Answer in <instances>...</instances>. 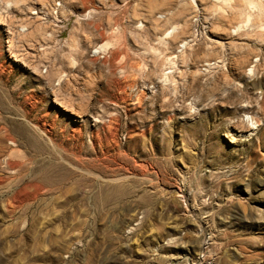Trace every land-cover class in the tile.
<instances>
[{
	"label": "rangeland",
	"instance_id": "obj_1",
	"mask_svg": "<svg viewBox=\"0 0 264 264\" xmlns=\"http://www.w3.org/2000/svg\"><path fill=\"white\" fill-rule=\"evenodd\" d=\"M0 264H264V0H0Z\"/></svg>",
	"mask_w": 264,
	"mask_h": 264
},
{
	"label": "bare ground",
	"instance_id": "obj_2",
	"mask_svg": "<svg viewBox=\"0 0 264 264\" xmlns=\"http://www.w3.org/2000/svg\"><path fill=\"white\" fill-rule=\"evenodd\" d=\"M254 6V5H253ZM257 6V5H256ZM169 34V33H168ZM257 127H256V125L255 124H253L252 126H251V131H254L255 129H256Z\"/></svg>",
	"mask_w": 264,
	"mask_h": 264
}]
</instances>
